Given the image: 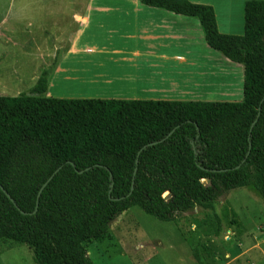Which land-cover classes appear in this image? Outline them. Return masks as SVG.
Instances as JSON below:
<instances>
[{"label":"trees","instance_id":"16d2710c","mask_svg":"<svg viewBox=\"0 0 264 264\" xmlns=\"http://www.w3.org/2000/svg\"><path fill=\"white\" fill-rule=\"evenodd\" d=\"M141 2L197 17L245 66L244 99L57 98L48 71L31 95H0V240L25 243L37 264H95L85 243L134 205L176 221L234 188L264 199V0L246 2L242 35L222 33L209 4Z\"/></svg>","mask_w":264,"mask_h":264},{"label":"crops","instance_id":"0c3cea01","mask_svg":"<svg viewBox=\"0 0 264 264\" xmlns=\"http://www.w3.org/2000/svg\"><path fill=\"white\" fill-rule=\"evenodd\" d=\"M31 1L47 11L0 7V65L12 47L48 59L21 94L48 71L51 97L242 101L245 66L208 44L197 17L141 0ZM190 1L212 5L222 33L245 31L248 0Z\"/></svg>","mask_w":264,"mask_h":264},{"label":"rangeland","instance_id":"374dc122","mask_svg":"<svg viewBox=\"0 0 264 264\" xmlns=\"http://www.w3.org/2000/svg\"><path fill=\"white\" fill-rule=\"evenodd\" d=\"M6 5H24L32 16L37 8L47 11L31 0H0V7ZM11 30L15 38L16 29ZM42 59L38 51L12 47L0 65V95L32 87L40 60H48ZM85 246L95 264H264V199L251 185L234 188L223 192L214 208L196 207L176 221L160 220L134 205L110 223L105 237ZM0 264L37 263L25 243L2 239Z\"/></svg>","mask_w":264,"mask_h":264},{"label":"water","instance_id":"95a60500","mask_svg":"<svg viewBox=\"0 0 264 264\" xmlns=\"http://www.w3.org/2000/svg\"><path fill=\"white\" fill-rule=\"evenodd\" d=\"M29 94L31 95L32 93H29ZM59 170H60V167H59L58 169H56V170L54 171V173L48 178V180L44 183V185L42 186V188H41L40 191H39L38 198L40 197L43 188L47 185V183L53 178V176H54ZM136 172H137V168L135 169L134 175L136 174ZM208 182H209V181H208ZM133 188H134V187L132 186V190H133ZM168 193H169V196H168V200H169V199L172 198V193H171L170 191H168ZM7 195L10 196L9 193H7ZM166 200H167V197H166ZM36 210H37V207H36ZM36 210H35V211H36Z\"/></svg>","mask_w":264,"mask_h":264}]
</instances>
